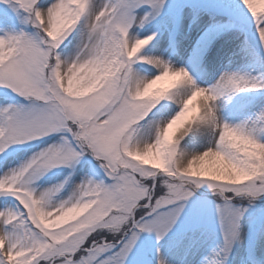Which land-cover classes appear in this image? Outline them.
Segmentation results:
<instances>
[{"label": "snow or ice", "instance_id": "6c2138e0", "mask_svg": "<svg viewBox=\"0 0 264 264\" xmlns=\"http://www.w3.org/2000/svg\"><path fill=\"white\" fill-rule=\"evenodd\" d=\"M166 7L0 0V264H264V0L208 7L257 71L213 79L142 54Z\"/></svg>", "mask_w": 264, "mask_h": 264}, {"label": "rangeland", "instance_id": "374dc122", "mask_svg": "<svg viewBox=\"0 0 264 264\" xmlns=\"http://www.w3.org/2000/svg\"><path fill=\"white\" fill-rule=\"evenodd\" d=\"M165 3L170 8L162 9L159 16L136 30L140 36L157 33L156 39L142 50V54L159 56L173 63L176 62L178 66H187L192 49L196 47H193L196 38L198 37L201 43L211 40L210 51L202 58L199 68L190 69L195 74L211 79V71L217 61L216 55L235 48L244 41V37L231 32L216 34L226 21L215 20L208 11L214 0H165ZM239 57L246 63L248 73L257 75L254 64L243 55ZM246 95L253 94H239L233 99ZM241 226L243 230V221ZM229 259L231 260L232 257L230 256Z\"/></svg>", "mask_w": 264, "mask_h": 264}, {"label": "bare ground", "instance_id": "6f19581e", "mask_svg": "<svg viewBox=\"0 0 264 264\" xmlns=\"http://www.w3.org/2000/svg\"><path fill=\"white\" fill-rule=\"evenodd\" d=\"M195 38H196V36H195ZM198 39L199 38L197 37L196 40L194 41L193 47L196 46ZM231 50H232V48H231ZM231 50L227 51L226 53L230 54ZM216 59H217V61L215 62V66L213 67V70L211 71V77H210L211 79L215 78L220 72H222L226 69L230 70V71H236V72H249L246 69V63L239 56L235 57L233 59V62L231 64H229L228 59L226 57H224V51H223V52H220L219 55L218 54L216 55ZM176 65H178V64H176Z\"/></svg>", "mask_w": 264, "mask_h": 264}, {"label": "clouds", "instance_id": "9594fccd", "mask_svg": "<svg viewBox=\"0 0 264 264\" xmlns=\"http://www.w3.org/2000/svg\"><path fill=\"white\" fill-rule=\"evenodd\" d=\"M151 85L148 86V89L145 90V92L147 93L150 89H151Z\"/></svg>", "mask_w": 264, "mask_h": 264}]
</instances>
